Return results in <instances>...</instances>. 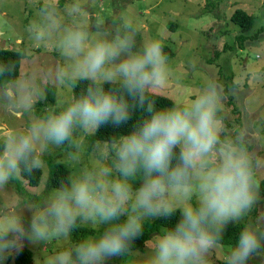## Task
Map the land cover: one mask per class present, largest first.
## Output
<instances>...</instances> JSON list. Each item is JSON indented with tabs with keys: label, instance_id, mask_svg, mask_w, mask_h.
Masks as SVG:
<instances>
[{
	"label": "clouds",
	"instance_id": "obj_1",
	"mask_svg": "<svg viewBox=\"0 0 264 264\" xmlns=\"http://www.w3.org/2000/svg\"><path fill=\"white\" fill-rule=\"evenodd\" d=\"M83 44L80 33L69 39L77 52ZM132 48L129 38L102 41L87 51L80 65L84 77L119 82L120 91L90 87L63 111L34 123L24 134L9 136L0 155V185L20 170L21 162L29 173L41 167L39 155H32L41 138L60 146L72 140L77 128L87 133H97L101 127L120 128L132 121L137 110L144 113L130 131L104 142L101 152L111 159V166L69 177L28 229L16 220L0 222V259L31 242L32 234L39 238L48 219L67 234L89 229L77 226L82 218V225L106 227L99 234L97 228L85 232L74 248L58 252L51 264H106L143 236L146 219L168 221L179 212L174 223L161 226L151 264H206L205 255L218 246L226 226L252 211L258 194L253 190L251 160L231 144L221 143L215 88L183 107L159 106L148 96L166 81L161 41L151 40L142 51ZM122 54L123 59L113 63ZM217 144H221L220 162L209 166ZM137 177L142 182L135 188L132 181ZM193 180L198 205L177 208L168 193L187 196ZM254 254L264 255V233L245 224L226 255V264H248Z\"/></svg>",
	"mask_w": 264,
	"mask_h": 264
},
{
	"label": "rangeland",
	"instance_id": "obj_2",
	"mask_svg": "<svg viewBox=\"0 0 264 264\" xmlns=\"http://www.w3.org/2000/svg\"><path fill=\"white\" fill-rule=\"evenodd\" d=\"M237 9L254 18L247 33L231 19ZM263 29L264 0H0V50L22 55L20 78L7 82L0 77V144L63 111L72 103L80 79L107 82L102 76L95 80L84 77L79 70L87 51L97 43L129 38L133 41L132 51L137 52L158 38L175 54L166 56L165 83L150 92L183 107L205 90L215 88L220 141L250 158L253 190L258 194L252 211L239 222L264 233V197L260 192L264 180ZM75 33L84 37L79 52L69 46ZM239 35L244 38L240 40ZM217 53L220 56L216 59ZM120 59L123 54L113 63ZM48 87L55 89L54 103L48 101L52 94ZM93 134L77 128L72 140L60 146L41 138L35 152L42 160L41 182L29 185L19 170L0 185V222L16 220L28 229L58 189L48 187L52 164L67 165L71 177L111 166V159H105L101 152L104 143L92 144ZM220 146L216 145L209 166L220 162ZM141 182V177L132 181L135 188ZM168 198L177 208L198 205L195 180L187 196L170 191ZM80 225L97 228L98 234L106 227ZM226 229L227 226L223 232ZM158 234L144 250L113 257L106 264H151ZM75 245L72 232L61 233L55 220L48 219L39 238L32 234L31 242L25 241L21 249L0 259V264H16L24 249L33 252L34 264H51L58 252ZM231 247L218 244L210 249L205 255L206 264H226ZM248 264H264V255L254 254Z\"/></svg>",
	"mask_w": 264,
	"mask_h": 264
},
{
	"label": "trees",
	"instance_id": "obj_3",
	"mask_svg": "<svg viewBox=\"0 0 264 264\" xmlns=\"http://www.w3.org/2000/svg\"><path fill=\"white\" fill-rule=\"evenodd\" d=\"M232 21L238 24L241 27V31L243 33L249 32L254 23V18L246 13L243 10L237 9L232 15ZM260 32H264L260 30ZM240 40L243 39V35H239L238 37ZM244 46L242 45V48ZM162 50L165 56H174V51L166 45H162ZM220 54L217 53L216 59L219 58ZM21 66H22V55L20 52L14 50H0V77L7 82H15L20 78L21 74ZM97 88L102 87L105 91L114 90L120 91L122 86L119 82H95L87 78H82L78 81L75 89L74 94H72V103L81 98L82 96L87 94L88 88ZM48 90L51 91V95H49V102L54 103V93L55 89L49 88ZM149 100H154L159 106H169L173 104V101L165 96L157 95L154 93L149 92L148 96ZM144 113L140 110H137L132 117V121H130L127 125L120 127V128H113V127H101L99 132L94 133L92 136V144L96 143H104L106 141L110 142L116 138L118 134H123L127 131L131 130L132 123L139 119H142ZM68 142H65L66 145ZM6 143L0 144V155H2L5 151ZM35 156V152L32 154ZM22 175L28 180V184L31 186H38L41 182L43 171L41 168L34 169L31 173L24 170L23 162L19 165ZM72 176L71 169L63 164V163H54L52 164V170L50 174V179L48 182V187L50 188H61L65 183L68 182L69 177ZM260 192L264 197V180L262 184H260ZM179 217V212H177L171 220L164 221V220H157L153 221L151 218L145 220L143 224V236L135 241H132L129 245V249L123 254H128L131 251L135 250H144L146 248V243L151 241L153 237L158 234L162 230V225L165 223H174L176 219ZM82 218L77 219V226L81 228L80 225ZM123 219V217L121 218ZM243 222H233L227 225V229L225 232L222 233V239L218 242L220 245L225 246H234L239 236L241 228L244 226ZM93 229H85L84 231L72 232V237H74V244L78 243L80 238L83 237L82 235L85 234L88 230ZM16 264H34V257L33 252L29 249L22 250L18 256Z\"/></svg>",
	"mask_w": 264,
	"mask_h": 264
}]
</instances>
